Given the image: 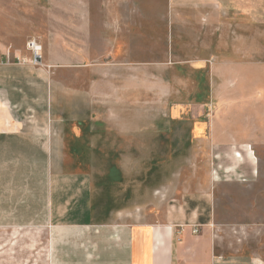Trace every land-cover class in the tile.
I'll use <instances>...</instances> for the list:
<instances>
[{
  "label": "crops",
  "instance_id": "1",
  "mask_svg": "<svg viewBox=\"0 0 264 264\" xmlns=\"http://www.w3.org/2000/svg\"><path fill=\"white\" fill-rule=\"evenodd\" d=\"M87 1L0 0V264H264L254 239H234L243 226L254 238L256 223L233 218L238 203L218 207L215 201V184L222 195L245 187L222 181L209 165L187 175L149 170L137 184L117 168L97 175L95 183L91 172L64 165L88 161L90 147L106 145L112 130L113 146L132 136L133 126L122 118L135 98L140 111H167L170 119L138 120L148 144L137 146L149 147L150 161L181 159L186 130L191 161L213 162L220 155L218 160L234 163L229 176L258 175L263 128L238 124V113L225 114L218 103L227 95L230 68L262 64V45L246 43L261 24L260 5L247 2L259 0H171L168 11L148 9L142 16L128 4L156 0H113V108L122 116L113 127L100 122L95 129L92 123L56 128L55 80L48 70L66 65L73 48L88 44L95 51L91 35L100 34L101 42L104 31ZM30 41L44 51L40 66L33 63ZM163 70L173 74L168 109L145 106L151 96L162 98ZM176 86L181 88L175 93ZM188 114L189 121L179 120ZM135 154L115 151L113 161ZM242 159L249 171L239 169ZM55 162L61 167L55 169ZM249 187L260 192L256 183Z\"/></svg>",
  "mask_w": 264,
  "mask_h": 264
},
{
  "label": "rangeland",
  "instance_id": "2",
  "mask_svg": "<svg viewBox=\"0 0 264 264\" xmlns=\"http://www.w3.org/2000/svg\"><path fill=\"white\" fill-rule=\"evenodd\" d=\"M169 4H171V0H156L155 2L148 3L134 1L130 2L128 5L135 15H140L142 13V16L148 9L151 13L157 12L158 10L165 11V8L168 11ZM253 4L260 5L258 11H261V24L257 23L256 26L253 27V30L247 35L246 43H256L257 45L260 43L264 48V0L247 2V5L253 6ZM147 5H149V8H147ZM86 7L93 11L96 21H102L104 31L101 33V42L97 39L100 34L91 35L95 38V40L93 38V43L91 44V46H95V51H90V49H88V44L84 45L82 49L73 48L71 49L70 58L64 61V63H67L66 65L55 66L48 70L52 72L55 80L54 122L57 123L55 125L56 128H60L59 125L62 123H68L70 127L80 123H92V128L95 129L97 127L93 123L100 122H107L113 127V122L116 121L117 117L122 116L116 113L117 109L115 107L113 108V0H90L87 1ZM98 15L101 17H97ZM96 44H98L97 48ZM42 53H44L43 49L41 55ZM262 53V64L260 65L229 69L224 81V86L228 89L227 95L223 100H219L218 103L225 114H229L232 111L238 113V124H243L249 128H254L255 125H257L259 128L262 127L264 129V49ZM79 55L80 57H78ZM135 59L137 60L138 58L135 57ZM40 65H42V63L37 66ZM136 69L140 68L138 67ZM160 74L161 78L165 81L164 86L161 88L163 91L162 98L158 100L151 96L149 103H144V105H149V107L152 108L154 105L158 104L160 108L167 110L170 93H172V90L170 91L172 85L169 86L168 82L170 78H173V74L168 70H163ZM135 76H138L136 72ZM180 88L181 86H176L175 93ZM137 100L138 99L135 98L130 99L127 108L124 107L128 109L129 114L128 116L123 115L122 118V121L130 122V125L133 126L134 129L131 131L133 133L132 136H125L121 140H118L117 142L121 146L119 144L117 145V143L113 146L112 130L109 132L112 134L110 139L106 140L104 143L106 145L99 146L96 144L90 147L91 153L88 161H69L64 163L65 167L71 171L85 169L91 172V174L95 175L91 177V180L95 183L100 180L97 178V175H100V173L106 170L113 171L117 168L128 173V182L137 184L141 181L140 176H142V173L149 170L156 169L164 172L181 170L182 175H187L192 169H206L205 165H209V168L219 171L222 181H231V185H241L245 187L243 189H237V187L235 189L233 187L229 189V195L228 193L222 195V187L215 184L217 185L215 186V201L218 207H221L222 201L226 203H238L239 205L236 207V210H231L233 218H238L241 222L256 223V231L253 233L254 238H251L244 232V229H249V227L243 226L238 227L240 230L238 234L235 235L234 239L236 241L241 239L244 242L247 241V238L249 240L254 239L255 243L253 244V248L264 256V154L261 155V159L258 158V175L252 178L244 177L243 173H240L241 175L235 174V176H229L226 173L228 170L235 167L234 163L226 159L218 160V158L221 157L220 155H217V159L213 162L201 161L195 163V161H191L189 151H186L184 147V142L188 139L189 132L182 130V146L180 148L182 150L181 159L173 161V158H167V156L165 157L164 155L162 157L167 158L164 161H150L149 158L151 156L148 154L149 147L137 146V144H148V142L141 139L145 137L143 135L141 136V134L146 131L137 129L140 127L138 126L140 124L138 120L143 118L146 121L159 120L161 122H167L170 121V119L168 118L167 111L163 114L140 111L136 108L140 105ZM179 120L189 121L190 115H185ZM231 122L232 121H228L227 123L231 124ZM263 129H261V131L264 133ZM57 133L61 134V129H55V134ZM55 137V139L60 138V136L56 135ZM69 142L72 144L76 141L73 137H70ZM141 148L143 151L140 150ZM146 149L148 150L146 151ZM99 150H101L100 154H98ZM120 150L124 154L125 151L136 154L133 158H126L124 155L121 156L124 161H113L115 158L113 154L115 151ZM106 158H108L109 161H105ZM155 164L156 166H154ZM196 164L198 166H196ZM61 165L62 163L55 162V169L60 168ZM239 169L249 171V163L242 159ZM253 183H256L257 189L260 190L259 193L250 190L249 186L253 185ZM98 193L99 191L97 189V196ZM218 212L221 214V210Z\"/></svg>",
  "mask_w": 264,
  "mask_h": 264
},
{
  "label": "built area",
  "instance_id": "3",
  "mask_svg": "<svg viewBox=\"0 0 264 264\" xmlns=\"http://www.w3.org/2000/svg\"><path fill=\"white\" fill-rule=\"evenodd\" d=\"M27 47L33 53V63L35 65L41 64L42 63V60H43V57L41 55L42 47L39 46L37 44V42H35V41H30L28 43ZM3 63L4 62H3L2 58L0 57V65L3 64ZM194 233L195 234H198L199 233L198 228H196L194 230Z\"/></svg>",
  "mask_w": 264,
  "mask_h": 264
}]
</instances>
